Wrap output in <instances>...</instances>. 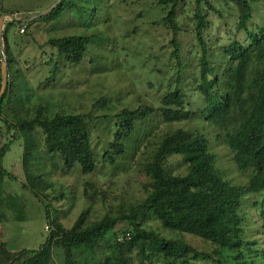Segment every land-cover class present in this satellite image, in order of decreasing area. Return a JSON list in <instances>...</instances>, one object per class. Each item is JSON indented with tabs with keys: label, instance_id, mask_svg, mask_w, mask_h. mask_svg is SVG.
I'll list each match as a JSON object with an SVG mask.
<instances>
[{
	"label": "trees",
	"instance_id": "trees-1",
	"mask_svg": "<svg viewBox=\"0 0 264 264\" xmlns=\"http://www.w3.org/2000/svg\"><path fill=\"white\" fill-rule=\"evenodd\" d=\"M110 1L62 0L52 11L30 22L7 19L4 24L8 87L0 99V223L4 216V180L16 181L3 167V159L20 134L32 136L36 131L42 136L41 146L37 149L25 143V165L43 152L49 160L59 161L63 172L78 169L87 176L126 158L127 144L139 124L156 117L169 125L201 119L204 125L222 133L224 144L248 183L236 186L220 176L216 156L202 132L206 127L194 132L177 128L158 135L145 169L149 179L146 198L139 205L128 212L107 213L94 222H88L85 211L69 229L52 216L54 209L45 194L51 187L43 175H28L23 189L42 204L49 233L36 249L13 254L0 251V264H54L55 249L62 253L63 264H128L133 251L142 264H154V257L163 264H264L259 239L264 236V28L253 29L251 25L253 5L260 0H221L218 5L212 0L158 1L167 10L161 21L171 37L163 51L169 53L168 61L177 73L175 89L161 95L157 106L141 104L115 114H96L94 104L88 113L73 114L52 110L48 101L33 104L37 91L43 94L64 89L69 84L68 72L88 61L95 63L93 47L109 46L112 39L102 32L100 24L108 28ZM117 3L125 4L127 0H112L111 7ZM232 9L237 14L235 27L227 32L228 41L218 45L221 39L213 40L210 34L214 26L210 14L221 20L225 11ZM17 24L19 31L24 29L20 34L29 36L24 44L32 42L41 51L37 52L39 57L30 54L23 60L25 72L15 68L20 62L8 37L9 29ZM156 24L160 26V21ZM40 25L46 26V41L41 44L34 36V28ZM70 29L72 33H63ZM186 35L191 36L190 43H186ZM123 39L126 51L127 37ZM131 58L127 53L121 68ZM2 59L0 54V90ZM191 59L196 61V71L185 78L186 61ZM188 90L193 93L189 95ZM96 124L112 125L102 152L95 142ZM174 156L182 159L184 174L168 171L166 161ZM248 195L259 197L254 202L260 218L257 226L249 224L243 211ZM146 214L153 215L164 228L205 240L215 249L204 252L182 240L147 231L140 221ZM122 224H127L128 229L118 231ZM103 242L108 244L107 254L104 261L98 262L94 254Z\"/></svg>",
	"mask_w": 264,
	"mask_h": 264
},
{
	"label": "rangeland",
	"instance_id": "rangeland-1",
	"mask_svg": "<svg viewBox=\"0 0 264 264\" xmlns=\"http://www.w3.org/2000/svg\"><path fill=\"white\" fill-rule=\"evenodd\" d=\"M158 1L127 0L125 4L117 3L115 7H111V0L108 13L110 16L107 18L108 30L104 28V24H100L102 32L107 33L112 39L109 46L93 47L91 54L95 63L91 64L88 61L78 70L76 67V71L68 72L69 84L64 85L66 87L64 89L47 90L43 94L37 91L32 103H38L39 100L48 101L52 110L73 114L88 113L94 104L97 106L96 114H115L124 108L135 109L141 104L157 106L161 95L175 89L177 73L172 70L173 65L168 61L169 53L163 51L164 45L171 37L161 21L167 10L164 5H159ZM212 1L216 5L221 2V0ZM52 2L53 0H0V16L12 14L18 19L34 18L49 8ZM253 9L254 20L251 24L253 29L259 26L264 28V0L254 4ZM119 16L121 19L118 18ZM209 18L214 22L210 31L212 39L220 38L218 45H223L228 41L227 37L229 38L227 32L235 27L237 19L235 10L225 11V16L221 20L215 19L214 14H210ZM7 21L9 20H5L4 24ZM158 21L160 26L156 24ZM45 28L44 25L34 28V36L40 44L46 41ZM31 33L32 31L29 32L30 35ZM63 33L70 34L72 30ZM85 34L88 33L85 31ZM8 37L13 54L20 62L15 68L25 72L27 65L23 60L30 54L38 56L41 51H37L38 46L36 47L32 42L24 44L29 36L20 34L18 24L9 29ZM124 37H127L126 51H123ZM239 37L241 38L242 35ZM185 41L190 43L191 36L186 35ZM109 51L112 53L109 54ZM127 53L133 58L124 66L125 68H121L122 58ZM0 54L4 59L1 44ZM186 64L188 68L187 71L185 70L187 75H184L185 78L196 71L195 59L194 63L191 59L189 62L186 61ZM188 91L189 95L193 93ZM192 100L196 99L192 98ZM32 103L31 105L34 104ZM203 127H206L202 132L209 139L210 151L216 156V169L220 176L232 185H247L248 177L240 172L234 163L232 152L223 142L222 133L210 125H204L201 119L169 125L160 117H156L145 124H139L133 138L127 144L126 158L120 160L116 166L102 167L97 173L87 176L78 169L68 173L63 172L60 162L49 160L43 152L25 165L23 156L25 143H32L38 149V146H41L42 136L39 131L32 136L20 134L3 159V167L16 177V181L5 179L2 187L1 203L4 216L0 223V251H9L13 254L25 249H36L45 241V236L49 233L42 204L31 192L23 189L28 175H43V180L51 187L45 194L54 209L52 216L69 229L85 211H88V222H94L107 213L116 215L122 211L128 212L139 205L146 198L145 187L149 179L145 169L158 135L177 128L194 132ZM111 131V124H96L95 142L99 145L100 152L105 150V142ZM150 134L151 136L148 137ZM166 164L168 171L173 174L186 172L180 157H169ZM258 198L248 195L244 201L243 211L250 225L260 224L254 205ZM140 221L144 229L156 232L162 237L182 240L204 252L212 253L215 249L205 240L164 228L153 215L146 214ZM127 229V224L118 227V231ZM259 239L264 248V236H260ZM107 246L108 244L103 242L94 254L98 262L104 261ZM53 256L54 264H63L64 258L59 250L55 249ZM129 257L131 260L128 264H142L136 256V251H133ZM153 260L154 264H163L161 260L157 261L156 257ZM195 264L210 263L195 261Z\"/></svg>",
	"mask_w": 264,
	"mask_h": 264
},
{
	"label": "water",
	"instance_id": "water-1",
	"mask_svg": "<svg viewBox=\"0 0 264 264\" xmlns=\"http://www.w3.org/2000/svg\"><path fill=\"white\" fill-rule=\"evenodd\" d=\"M61 2H62V0H57L52 6H50L47 9H45L44 11H42L40 14H38L34 18L24 19L23 21L30 22L33 19L39 18V17H41V16L49 13L50 11H52ZM7 19L12 20V21H18L19 20L15 15H12V14H5V15H3V16L0 17V44L2 46L3 55H4V59H3L2 63H1L2 87H1V90H0V99L6 93V90H7V87H8V62H7V58L5 57V51L3 49L4 22Z\"/></svg>",
	"mask_w": 264,
	"mask_h": 264
},
{
	"label": "built area",
	"instance_id": "built-area-1",
	"mask_svg": "<svg viewBox=\"0 0 264 264\" xmlns=\"http://www.w3.org/2000/svg\"><path fill=\"white\" fill-rule=\"evenodd\" d=\"M21 33H23L24 32V29H21V31H20Z\"/></svg>",
	"mask_w": 264,
	"mask_h": 264
}]
</instances>
